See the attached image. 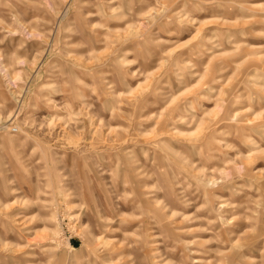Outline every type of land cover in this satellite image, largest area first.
<instances>
[{"label": "rangeland", "instance_id": "rangeland-1", "mask_svg": "<svg viewBox=\"0 0 264 264\" xmlns=\"http://www.w3.org/2000/svg\"><path fill=\"white\" fill-rule=\"evenodd\" d=\"M0 264H264V0H0Z\"/></svg>", "mask_w": 264, "mask_h": 264}]
</instances>
